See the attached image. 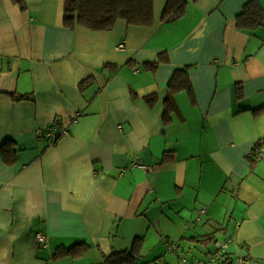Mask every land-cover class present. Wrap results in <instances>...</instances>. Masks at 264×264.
Masks as SVG:
<instances>
[{
  "label": "crops",
  "instance_id": "crops-1",
  "mask_svg": "<svg viewBox=\"0 0 264 264\" xmlns=\"http://www.w3.org/2000/svg\"><path fill=\"white\" fill-rule=\"evenodd\" d=\"M247 1L187 0L167 22L153 0L150 26L92 30L66 27L65 0H0V264H108L138 238V264H181L167 242L193 259L211 234L230 238L222 264H264V144L250 157L264 142V24L237 26ZM186 66L196 101L175 93L166 121ZM53 123L68 134L49 145Z\"/></svg>",
  "mask_w": 264,
  "mask_h": 264
},
{
  "label": "trees",
  "instance_id": "trees-1",
  "mask_svg": "<svg viewBox=\"0 0 264 264\" xmlns=\"http://www.w3.org/2000/svg\"><path fill=\"white\" fill-rule=\"evenodd\" d=\"M187 0H167L164 9V21H173L185 15ZM118 19L125 20L129 25L150 26L154 23L153 0H65L64 24L73 29L77 25L92 30H107L114 26ZM239 28L255 30L264 24V9L259 0H248L241 12L236 16ZM168 56L161 54L156 62L146 63L147 69L155 70L160 63L167 62ZM169 95L165 100V120H170V115L176 110L172 96L185 90L192 102L196 101L195 94L189 78V67L177 69L168 83ZM238 98L242 96L241 87H237ZM3 157L9 162L15 156L13 143L6 142L2 146ZM214 234L207 235L200 240L208 245L216 240ZM141 238L135 239L130 251H115L109 254L105 261L108 264H138L139 244ZM139 246H138V245ZM86 248L85 244L78 243L70 248L59 247L56 255H78Z\"/></svg>",
  "mask_w": 264,
  "mask_h": 264
},
{
  "label": "built area",
  "instance_id": "built-area-1",
  "mask_svg": "<svg viewBox=\"0 0 264 264\" xmlns=\"http://www.w3.org/2000/svg\"><path fill=\"white\" fill-rule=\"evenodd\" d=\"M122 44L123 43H120V46H122ZM138 71H139L138 69H135V72ZM77 115H75L71 121H75ZM67 134H68L67 127H62L58 123H53L49 128L40 132V136L42 138H45L49 145H54L59 138ZM263 144L264 142L260 141L257 144H255L254 147L252 148L250 152V157L253 160H258L261 158ZM140 167L146 170H151V167H147L145 165H140ZM201 212H205V209H202ZM36 240L40 245L45 246L47 242V237L43 233L39 232L36 234ZM229 243H230L229 237L216 239L213 242L214 247L212 250H209L205 252V254H203L202 256L193 259H188L186 256H184L182 252L183 250L181 249L180 246H178V243L176 242L168 241L167 247L169 250L175 251L180 255L181 264H222V260L227 254V247ZM236 259L238 262L242 264L248 263L247 257L237 256Z\"/></svg>",
  "mask_w": 264,
  "mask_h": 264
},
{
  "label": "water",
  "instance_id": "water-1",
  "mask_svg": "<svg viewBox=\"0 0 264 264\" xmlns=\"http://www.w3.org/2000/svg\"><path fill=\"white\" fill-rule=\"evenodd\" d=\"M227 264H231V261H228Z\"/></svg>",
  "mask_w": 264,
  "mask_h": 264
}]
</instances>
